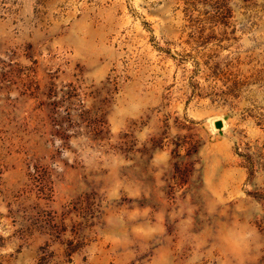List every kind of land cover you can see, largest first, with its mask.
<instances>
[{
	"label": "rangeland",
	"instance_id": "1",
	"mask_svg": "<svg viewBox=\"0 0 264 264\" xmlns=\"http://www.w3.org/2000/svg\"><path fill=\"white\" fill-rule=\"evenodd\" d=\"M0 264H264V0H0Z\"/></svg>",
	"mask_w": 264,
	"mask_h": 264
},
{
	"label": "water",
	"instance_id": "2",
	"mask_svg": "<svg viewBox=\"0 0 264 264\" xmlns=\"http://www.w3.org/2000/svg\"><path fill=\"white\" fill-rule=\"evenodd\" d=\"M215 126L219 129H222V126H223V122L222 120H216L215 121Z\"/></svg>",
	"mask_w": 264,
	"mask_h": 264
}]
</instances>
